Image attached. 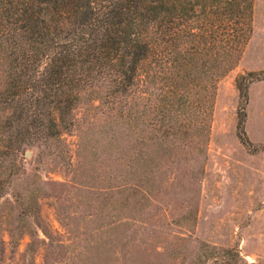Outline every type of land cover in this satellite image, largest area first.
Returning a JSON list of instances; mask_svg holds the SVG:
<instances>
[{"label": "rangeland", "instance_id": "obj_1", "mask_svg": "<svg viewBox=\"0 0 264 264\" xmlns=\"http://www.w3.org/2000/svg\"><path fill=\"white\" fill-rule=\"evenodd\" d=\"M251 26L210 104L202 61L184 77L175 61L166 70L151 59L133 99L113 103L88 89L60 141L26 148L0 216L15 224V196L35 188L62 241L47 259L40 245L35 264H264V0H254ZM239 75L249 80L245 102ZM242 106L249 143L237 126ZM61 148L68 161L55 155ZM28 240L8 255L27 262Z\"/></svg>", "mask_w": 264, "mask_h": 264}, {"label": "trees", "instance_id": "obj_2", "mask_svg": "<svg viewBox=\"0 0 264 264\" xmlns=\"http://www.w3.org/2000/svg\"><path fill=\"white\" fill-rule=\"evenodd\" d=\"M253 2L0 0V198L19 176L26 148L37 139L60 141L62 130L70 129L84 91L99 88L113 103L133 99L146 61L166 70L175 61L184 77L197 72L202 61L203 97L210 104L218 80L237 64L252 30ZM248 81L236 77L244 102ZM238 116L242 139L249 143L244 106ZM55 155L68 161L63 148ZM14 199L16 223L0 216V264H35L40 245L46 259L53 250L60 254L62 241L43 221L35 188ZM25 234L27 262L8 255Z\"/></svg>", "mask_w": 264, "mask_h": 264}, {"label": "water", "instance_id": "obj_3", "mask_svg": "<svg viewBox=\"0 0 264 264\" xmlns=\"http://www.w3.org/2000/svg\"><path fill=\"white\" fill-rule=\"evenodd\" d=\"M29 152H30V150H27V151H26V154H29Z\"/></svg>", "mask_w": 264, "mask_h": 264}]
</instances>
